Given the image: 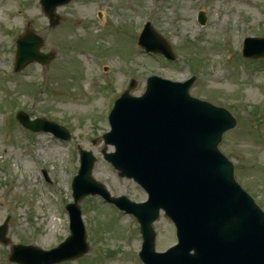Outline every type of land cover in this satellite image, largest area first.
<instances>
[{"label":"rangeland","instance_id":"374dc122","mask_svg":"<svg viewBox=\"0 0 264 264\" xmlns=\"http://www.w3.org/2000/svg\"><path fill=\"white\" fill-rule=\"evenodd\" d=\"M131 2L72 0L57 9L60 23L50 28L39 0H0V225L9 218L0 264H15L8 259L14 245L50 250L70 235L66 206L73 202L78 147L96 157L94 178L113 197L146 201L138 185L118 177L104 160L102 151L113 148L102 137L110 130L107 118L115 98L132 79L136 86L130 94L141 96L151 75L178 82L196 76L190 95L226 108L237 119L219 149L234 164L237 182L264 211V59L244 60L241 53L245 38L264 37V0ZM98 10H103L101 22ZM200 11L208 19L204 27L197 23ZM146 22L168 41L174 62L155 61L138 47ZM27 26L44 41L41 51L54 59L16 74L14 40ZM18 111L65 126L72 139L25 133L15 121ZM102 201L96 196L80 202L89 252L63 264H140L143 240L136 219ZM154 228L157 251L176 243L174 226L163 214Z\"/></svg>","mask_w":264,"mask_h":264},{"label":"water","instance_id":"95a60500","mask_svg":"<svg viewBox=\"0 0 264 264\" xmlns=\"http://www.w3.org/2000/svg\"><path fill=\"white\" fill-rule=\"evenodd\" d=\"M70 0H43L51 26L59 22L58 6ZM201 23L206 22L204 14ZM42 40L31 31L18 40L17 71L32 62L48 63L53 56L40 53ZM139 45L173 59L169 44L148 24ZM244 56L264 57V38H248ZM187 83L158 77L148 80L141 97L123 94L110 115L112 131L104 136L115 153L104 152L120 175L134 179L148 193L144 204L126 198H110L92 177L96 159L81 151V168L73 181L74 204L68 206L72 236L51 251L33 246H14L11 261L19 264H59L89 251L78 203L88 195L101 194L121 209L134 214L140 224L145 264H264V213L234 178L232 163L219 151L225 132L237 122L225 109L192 98ZM134 83L131 88L134 87ZM19 121L34 132H52L69 140L62 127L44 120ZM163 210L177 228L179 244L157 253L152 227ZM7 222L0 226V241L6 240Z\"/></svg>","mask_w":264,"mask_h":264}]
</instances>
